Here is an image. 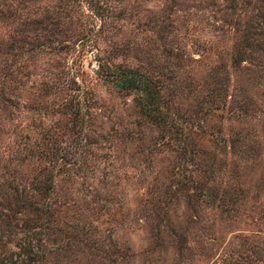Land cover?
Listing matches in <instances>:
<instances>
[{
  "label": "rangeland",
  "instance_id": "374dc122",
  "mask_svg": "<svg viewBox=\"0 0 264 264\" xmlns=\"http://www.w3.org/2000/svg\"><path fill=\"white\" fill-rule=\"evenodd\" d=\"M114 67L158 86L181 141ZM28 248L264 264V0H0V264Z\"/></svg>",
  "mask_w": 264,
  "mask_h": 264
},
{
  "label": "trees",
  "instance_id": "16d2710c",
  "mask_svg": "<svg viewBox=\"0 0 264 264\" xmlns=\"http://www.w3.org/2000/svg\"><path fill=\"white\" fill-rule=\"evenodd\" d=\"M246 38L247 37H245V40ZM102 77L104 81L111 83L119 90H138L140 92L139 106L141 112L160 125L161 130L168 138L180 139L181 141L182 135L179 132V127L172 121L171 118H169L167 112L163 110V101L158 95V86L151 80L143 76V74L137 72L135 69L121 67H114L111 71L108 70L107 72H104ZM51 179V176L46 174L42 175L41 178L35 181L34 190L36 195L41 197L48 192L51 186ZM10 202H12V205L14 206V196L11 197V201H8L7 199V203ZM29 206L32 211L38 209L36 206H33L32 202H29ZM22 224L26 226L27 220L22 221ZM42 259V255L37 253L32 248H28L24 258L20 259V262L23 264H34L37 262L40 263Z\"/></svg>",
  "mask_w": 264,
  "mask_h": 264
}]
</instances>
